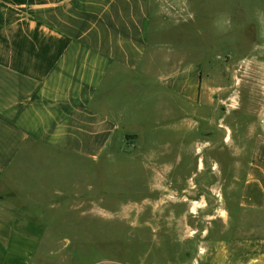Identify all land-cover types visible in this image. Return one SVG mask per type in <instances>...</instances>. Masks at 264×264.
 Masks as SVG:
<instances>
[{
  "label": "crops",
  "instance_id": "0c3cea01",
  "mask_svg": "<svg viewBox=\"0 0 264 264\" xmlns=\"http://www.w3.org/2000/svg\"><path fill=\"white\" fill-rule=\"evenodd\" d=\"M215 5L0 0V264H38V235L22 220L46 221V210L76 199L71 173L61 192L65 179L38 166L40 158L78 160L91 169L109 160L114 143L136 158L158 131L170 133L169 140L200 138L204 149L213 142V183L200 160L197 185L222 192L218 216L223 211L225 227L201 247L197 264H264V62L250 69L257 56L245 42L256 35L254 49L264 58V21L229 24L236 45L223 55H239L234 67L244 91L231 88L216 101L203 86L204 34L197 27L196 40L189 38V22ZM211 28L217 37V23ZM214 43L219 51L222 40ZM210 105L206 118L203 108ZM158 122L168 124L158 129ZM152 153L145 158L151 161ZM173 170H156L149 187H189L191 178Z\"/></svg>",
  "mask_w": 264,
  "mask_h": 264
},
{
  "label": "rangeland",
  "instance_id": "374dc122",
  "mask_svg": "<svg viewBox=\"0 0 264 264\" xmlns=\"http://www.w3.org/2000/svg\"><path fill=\"white\" fill-rule=\"evenodd\" d=\"M210 1L220 5L208 7L197 22H189V38L190 42L196 40L197 27L204 34V44L201 45L206 52L203 86H207L204 87L206 90L209 88L206 93L217 101L225 98L231 88L244 91V80L238 81L240 75L234 67L239 55H223L236 45L232 44L231 29L227 28L235 22L234 26L239 27L240 23L242 26L248 22H263L264 0ZM215 22L217 37L212 33L215 29L211 28ZM214 38L222 40L219 51ZM257 41L253 34L245 38L246 48L250 47L253 57L257 56L251 63V70L262 69L260 64L264 62V58L259 57L261 51L254 49L259 45ZM219 53L221 57L218 59ZM212 106L203 108L206 118H211ZM159 122L158 129L168 124ZM168 135L171 136L161 131L152 135L151 141H144L141 154L133 159L122 155L114 143L109 160L93 163L91 169L88 163L78 160L73 165L59 156L40 158L38 166L48 174L54 172L65 179L70 176L67 172L71 173V183L75 180L76 188L70 190L76 199H61L65 204L54 207L52 212H44L46 221L35 220L30 215L22 220L30 233L38 235L37 263L197 264L201 247L225 227L219 220L225 217L223 211L222 218L218 216L224 204L222 192L209 188L213 183L208 174L214 169L211 165L213 142L206 144L204 149L200 146L203 142L200 138L194 139L190 135L186 140H169ZM167 143L170 144L169 150L166 149ZM150 152H153L151 161L145 158ZM200 160L204 162L209 186L197 185L201 179L196 173ZM166 168H174L173 172L183 177L189 176L195 185L190 183L185 189L150 188L148 182L152 173ZM69 186L65 179L58 190L64 192ZM248 217L257 216L249 214Z\"/></svg>",
  "mask_w": 264,
  "mask_h": 264
}]
</instances>
